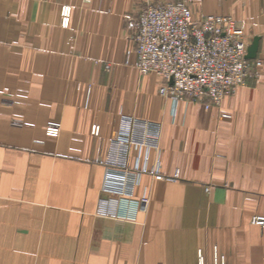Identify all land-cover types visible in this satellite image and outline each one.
<instances>
[{"label":"crops","instance_id":"obj_1","mask_svg":"<svg viewBox=\"0 0 264 264\" xmlns=\"http://www.w3.org/2000/svg\"><path fill=\"white\" fill-rule=\"evenodd\" d=\"M168 1L233 16L264 58V0H0V264H264V64L207 109L160 97L129 23ZM126 118L154 144L117 151Z\"/></svg>","mask_w":264,"mask_h":264},{"label":"built area","instance_id":"obj_2","mask_svg":"<svg viewBox=\"0 0 264 264\" xmlns=\"http://www.w3.org/2000/svg\"><path fill=\"white\" fill-rule=\"evenodd\" d=\"M69 13L68 6L60 8L61 26L68 25ZM129 25L134 30V67L140 75L158 77L157 94L174 105L185 98L207 101L206 109L212 104L219 105L224 97L233 95L244 85L250 72L251 62L246 59L249 39L232 16L220 14L195 18L184 1H177L147 5ZM253 61L256 66L262 65L259 58ZM124 122L128 135L115 140L121 154H125L130 145L141 146L147 141L148 144L156 141L153 124L131 118ZM57 127L50 122L47 130L54 133ZM139 129L144 137L137 133ZM98 130L94 126L92 133L97 135ZM147 130L155 131L146 135ZM107 172L109 176L123 180L122 184L107 182L113 192L126 194L125 185L134 183V171L123 161ZM154 177L162 178L158 169Z\"/></svg>","mask_w":264,"mask_h":264},{"label":"rangeland","instance_id":"obj_3","mask_svg":"<svg viewBox=\"0 0 264 264\" xmlns=\"http://www.w3.org/2000/svg\"><path fill=\"white\" fill-rule=\"evenodd\" d=\"M168 2H170V1H168ZM172 2V1H171ZM185 2V1H184ZM166 3V2H165ZM186 3V2H185ZM162 4H164V3H162ZM162 4H152V3H149V4H147V5H152V6H155V5H162ZM187 4V3H186ZM147 5H145V6H147ZM188 5V4H187ZM144 6V7H145ZM189 7V6H188ZM143 8V7H142ZM141 8V9H142ZM140 9V10H141ZM189 9H190V7H189ZM139 10V11H140ZM191 10V9H190ZM191 13H192V11H191ZM59 14H60V12H59ZM192 15H193V13H192ZM217 15H220V14H217ZM221 15H224V14H221ZM207 16V15H206ZM229 16H231V15H229ZM193 17H194V15H193ZM128 18H130V17H128ZM232 18L233 19H235L233 16H232ZM236 20V19H235ZM238 23H240L241 24V26H242V28H243V31L245 32V35H246V37H247V39H249V45H250V43H251V41H252V37L249 35V33L246 31V28H245V26H244V24L241 22V21H239V20H236ZM133 35H134V33H133ZM259 59L262 61V65L264 64V58L263 57H259ZM134 62H135V60H134ZM252 72H253V70H252V67H251V69H250V72H249V74H248V76L250 75V74H252ZM149 75H152V74H149ZM143 76V75H142ZM146 76V75H145ZM247 76V77H248ZM160 81V80H159ZM189 100H193V101H196V102H201L202 100L201 99H189ZM155 173H156V170H155V172L153 173V177L155 176ZM161 175V174H160ZM162 176V175H161ZM155 178V177H154ZM156 179V178H155ZM208 188V187H207ZM251 223L252 224H256V225H260L261 227H264V216H261V215H255L254 217H252V219H251ZM215 257L216 258H214V261L215 262H217L218 261V256H217V254H215Z\"/></svg>","mask_w":264,"mask_h":264},{"label":"water","instance_id":"obj_4","mask_svg":"<svg viewBox=\"0 0 264 264\" xmlns=\"http://www.w3.org/2000/svg\"><path fill=\"white\" fill-rule=\"evenodd\" d=\"M258 41H259V37L254 36L252 38L250 45H248L247 47L246 59L251 60L256 57L257 49H258Z\"/></svg>","mask_w":264,"mask_h":264}]
</instances>
